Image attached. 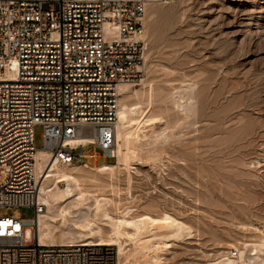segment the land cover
Instances as JSON below:
<instances>
[{"label":"rangeland","instance_id":"obj_1","mask_svg":"<svg viewBox=\"0 0 264 264\" xmlns=\"http://www.w3.org/2000/svg\"><path fill=\"white\" fill-rule=\"evenodd\" d=\"M152 10L145 63L132 89L143 80L168 90L188 87L181 91L190 90L197 109L187 115L190 121L167 101L174 105L167 103L169 120L183 122L153 147L156 152L149 151L155 154L132 159L130 183L122 172L114 189L87 188L114 199V214L127 207L144 212L148 200L158 203L149 208L152 214L167 211L187 222L192 235L172 242L163 254L168 264L237 258L239 247L246 249L243 242L248 253L264 235V0H172ZM42 132L41 125L35 127L38 149L44 146ZM116 162L115 155L89 165ZM0 213L30 218L34 209L0 207ZM25 237L32 241V226Z\"/></svg>","mask_w":264,"mask_h":264},{"label":"built area","instance_id":"obj_2","mask_svg":"<svg viewBox=\"0 0 264 264\" xmlns=\"http://www.w3.org/2000/svg\"><path fill=\"white\" fill-rule=\"evenodd\" d=\"M172 0H0V264H116L111 245L42 244L35 127L64 163L115 157L118 84L137 83L145 63L147 9ZM78 135L94 142L73 146ZM32 226V241L26 229ZM236 254V253H234Z\"/></svg>","mask_w":264,"mask_h":264},{"label":"bare ground","instance_id":"obj_3","mask_svg":"<svg viewBox=\"0 0 264 264\" xmlns=\"http://www.w3.org/2000/svg\"><path fill=\"white\" fill-rule=\"evenodd\" d=\"M154 5L146 12L144 35L148 32V19L156 14V10H152ZM132 85V82L118 84L116 143L113 146L117 157L116 163L98 165L64 163L54 160L47 149L40 148L35 153L40 201L46 206L38 215V231L35 232L40 243L55 245L87 242L114 245L118 264H168L164 261L163 254L170 249L172 242L182 241L192 235L191 226L182 218L167 211H163L161 215L152 214L149 208L156 202L147 200L146 210L141 213H133L134 208L127 207L121 211L116 208L114 214L112 209L114 206L110 208L114 199L101 196L94 193L95 191L91 192L87 188L88 185L99 186L101 190L107 186L113 188L116 185L115 179L122 172L125 173L128 182L132 180V159L140 158L145 152L152 153L149 152L151 149L155 151L154 146L173 135H171L173 125L180 123L181 126L183 122L182 118L181 122L179 118H177L179 122L176 118H174L176 122L170 118L174 123L170 122L167 101L176 104L179 107L177 109L183 113L181 116L184 117L187 115L190 117L189 113L192 114L193 110L197 109L194 108L195 103L191 102L194 97L190 90L181 91H185L186 87H182L184 89L181 90L172 87L168 90L167 87L155 85L150 80H143L141 88L132 89ZM171 104L169 108L174 107ZM92 142H94L93 136L83 135L70 140L73 146L85 147ZM61 182H65L66 187H62ZM156 204L158 206V203ZM243 243L246 249L239 247L240 254L237 258L223 255L205 264H264V257H261L264 253V235L261 236L260 243H253L251 252L249 250L248 253L246 252L248 243Z\"/></svg>","mask_w":264,"mask_h":264}]
</instances>
